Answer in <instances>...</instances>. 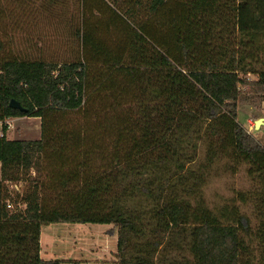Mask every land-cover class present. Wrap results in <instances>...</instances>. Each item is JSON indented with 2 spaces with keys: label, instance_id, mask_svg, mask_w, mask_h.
<instances>
[{
  "label": "trees",
  "instance_id": "1",
  "mask_svg": "<svg viewBox=\"0 0 264 264\" xmlns=\"http://www.w3.org/2000/svg\"><path fill=\"white\" fill-rule=\"evenodd\" d=\"M79 6L74 58L0 57V264H59L39 253L56 221L112 223L111 264H264V145L237 119L240 86L264 92L252 65L264 0ZM72 110L87 118L70 123ZM24 115L40 117V136L8 138L6 119ZM222 158L245 162L251 185L209 206ZM31 169V188H10Z\"/></svg>",
  "mask_w": 264,
  "mask_h": 264
},
{
  "label": "rangeland",
  "instance_id": "2",
  "mask_svg": "<svg viewBox=\"0 0 264 264\" xmlns=\"http://www.w3.org/2000/svg\"><path fill=\"white\" fill-rule=\"evenodd\" d=\"M65 2L66 6L63 11H60L57 4H54L49 11L50 7L44 5V0H0V57L15 54L26 58L43 57L58 60L74 58L80 49L74 27L79 19L80 0H65ZM262 39L263 44L259 50L254 52V58H252V65L257 71H264V36ZM248 60L251 59L248 58ZM248 74L254 79L258 77L257 73ZM72 111L68 113L70 123L82 122L87 118L83 110ZM258 118H262V122L258 127H255L254 123ZM237 119L264 145V92H257L247 85H241L237 99ZM14 123L17 125L10 128L14 137L35 138L34 119L25 116ZM8 135L10 134L8 133ZM204 150L205 146L201 143L199 158L203 157ZM232 164V160L224 158L216 160L203 186V193L209 206L225 202L228 198L233 197L237 190L250 188L251 178L246 171L247 164L245 162L237 166ZM36 177L35 171L31 169L30 173L23 174L22 180L10 183L9 186L11 185L10 188L22 194L25 189L33 186ZM14 183H17L18 189L12 187ZM17 203L19 204L17 206L23 208V202ZM242 210L249 213L252 226L255 227L257 219L250 204L244 203ZM105 225L110 228L112 223L50 222L42 225L41 238L44 240L49 235L52 238H64L70 250L72 245L76 247L74 254L63 252L65 257L70 255L80 257L82 260L76 261L78 264H98L97 258H100L101 254L96 253L94 247L89 251L88 249L80 250L79 246H82L80 244L82 238H89V227L92 228V238H99L102 227ZM255 243H252L251 246L255 247ZM60 249L65 251L63 244ZM42 255L47 256L46 252H43ZM71 261L74 262V260Z\"/></svg>",
  "mask_w": 264,
  "mask_h": 264
},
{
  "label": "crops",
  "instance_id": "3",
  "mask_svg": "<svg viewBox=\"0 0 264 264\" xmlns=\"http://www.w3.org/2000/svg\"><path fill=\"white\" fill-rule=\"evenodd\" d=\"M23 117H25V115L24 116H13V117H9L6 119V122L8 123V127L6 130L8 138H22V137H17V136L14 137L13 132L12 130H10V128L16 124V123L13 124V122ZM26 117H30L31 119H34L35 123L33 124L35 126L33 128V133L36 135L35 138H38L40 136V117L38 116H26ZM8 133L10 135H8ZM102 224H107V223H102ZM106 226L107 225L102 227V231L100 233L99 238H92L93 236L91 234L92 228L89 227V230H88V232L90 233L89 238H82L81 239L82 242L80 243L82 244V246H79L80 250L88 249L89 251H91L94 247L96 249V253L101 254V257L97 258L98 264H100L103 261H108L111 264V259L115 260V251H116V243H117V239H116L117 238V233H116L117 228L113 224L111 225L110 228L107 226L108 229ZM41 231H42V226H41L40 238H39V243H40L39 253L41 257L59 258L62 260L59 264H78V262L82 260L80 257H76L74 255H70L69 257H65L63 255V252H65L66 254H69V253L74 254L75 248H76L74 245H72V249L70 250V247L66 245L67 242L65 241L64 238H52L51 235H49L48 238H45L43 240V238H41ZM62 244L65 247V251L64 249H60ZM43 252H46V255L48 257L47 256L44 257L42 255ZM52 256H55V257H52ZM66 260H70V261H66ZM71 260H74V262H72ZM128 264H133V263H128Z\"/></svg>",
  "mask_w": 264,
  "mask_h": 264
},
{
  "label": "water",
  "instance_id": "4",
  "mask_svg": "<svg viewBox=\"0 0 264 264\" xmlns=\"http://www.w3.org/2000/svg\"><path fill=\"white\" fill-rule=\"evenodd\" d=\"M9 106L12 108L24 109V107L20 104V102L15 98H10ZM261 122H262V118L256 119L254 123L255 127H258ZM100 264H110V263L108 261H103Z\"/></svg>",
  "mask_w": 264,
  "mask_h": 264
},
{
  "label": "built area",
  "instance_id": "5",
  "mask_svg": "<svg viewBox=\"0 0 264 264\" xmlns=\"http://www.w3.org/2000/svg\"><path fill=\"white\" fill-rule=\"evenodd\" d=\"M3 134L2 131V121L0 120V136ZM14 189H18L17 183H14L12 186ZM7 206H11V203L8 201Z\"/></svg>",
  "mask_w": 264,
  "mask_h": 264
}]
</instances>
